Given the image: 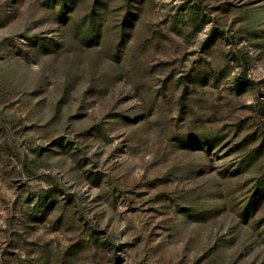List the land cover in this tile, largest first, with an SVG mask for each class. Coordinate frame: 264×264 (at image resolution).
Masks as SVG:
<instances>
[{"label": "rangeland", "instance_id": "374dc122", "mask_svg": "<svg viewBox=\"0 0 264 264\" xmlns=\"http://www.w3.org/2000/svg\"><path fill=\"white\" fill-rule=\"evenodd\" d=\"M0 264H264V0H0Z\"/></svg>", "mask_w": 264, "mask_h": 264}]
</instances>
